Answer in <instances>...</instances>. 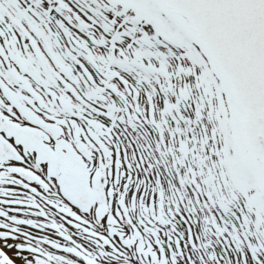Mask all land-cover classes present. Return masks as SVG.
<instances>
[{
	"label": "snow or ice",
	"instance_id": "snow-or-ice-1",
	"mask_svg": "<svg viewBox=\"0 0 264 264\" xmlns=\"http://www.w3.org/2000/svg\"><path fill=\"white\" fill-rule=\"evenodd\" d=\"M0 264H264V0H0Z\"/></svg>",
	"mask_w": 264,
	"mask_h": 264
}]
</instances>
